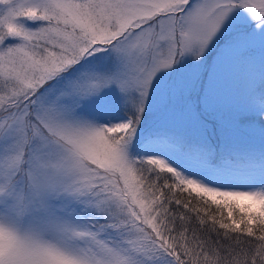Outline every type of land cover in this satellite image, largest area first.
<instances>
[{"label":"snow or ice","instance_id":"6c2138e0","mask_svg":"<svg viewBox=\"0 0 264 264\" xmlns=\"http://www.w3.org/2000/svg\"><path fill=\"white\" fill-rule=\"evenodd\" d=\"M0 264H264V0H0Z\"/></svg>","mask_w":264,"mask_h":264}]
</instances>
